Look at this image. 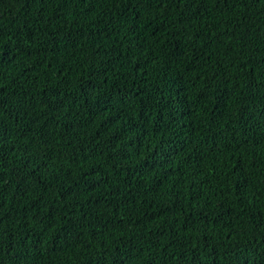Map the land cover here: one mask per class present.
<instances>
[{
  "label": "trees",
  "instance_id": "1",
  "mask_svg": "<svg viewBox=\"0 0 264 264\" xmlns=\"http://www.w3.org/2000/svg\"><path fill=\"white\" fill-rule=\"evenodd\" d=\"M0 264H264V0H0Z\"/></svg>",
  "mask_w": 264,
  "mask_h": 264
}]
</instances>
